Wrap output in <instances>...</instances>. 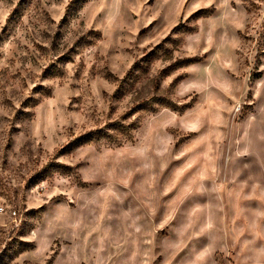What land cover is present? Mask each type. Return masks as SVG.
I'll return each instance as SVG.
<instances>
[{"label":"rangeland","instance_id":"rangeland-1","mask_svg":"<svg viewBox=\"0 0 264 264\" xmlns=\"http://www.w3.org/2000/svg\"><path fill=\"white\" fill-rule=\"evenodd\" d=\"M0 264H264V0H0Z\"/></svg>","mask_w":264,"mask_h":264},{"label":"trees","instance_id":"trees-1","mask_svg":"<svg viewBox=\"0 0 264 264\" xmlns=\"http://www.w3.org/2000/svg\"><path fill=\"white\" fill-rule=\"evenodd\" d=\"M103 130H97V131H91L84 135H81L80 137H77L73 139L67 146V149L70 151L75 147H80L84 144H89L91 142H94L102 135Z\"/></svg>","mask_w":264,"mask_h":264}]
</instances>
